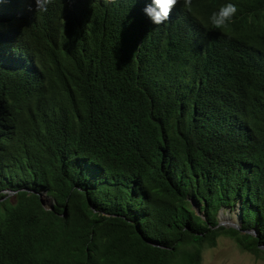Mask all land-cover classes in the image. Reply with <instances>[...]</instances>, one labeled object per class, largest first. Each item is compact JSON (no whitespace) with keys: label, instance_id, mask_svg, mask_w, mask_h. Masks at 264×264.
I'll list each match as a JSON object with an SVG mask.
<instances>
[{"label":"trees","instance_id":"1","mask_svg":"<svg viewBox=\"0 0 264 264\" xmlns=\"http://www.w3.org/2000/svg\"><path fill=\"white\" fill-rule=\"evenodd\" d=\"M222 236L264 253V0H0V264Z\"/></svg>","mask_w":264,"mask_h":264},{"label":"rangeland","instance_id":"2","mask_svg":"<svg viewBox=\"0 0 264 264\" xmlns=\"http://www.w3.org/2000/svg\"><path fill=\"white\" fill-rule=\"evenodd\" d=\"M4 194H9V198L14 199V193L5 191ZM46 202L50 205L48 200ZM224 216L226 218L231 217V214L225 213ZM202 264H264V253L258 258L249 252L241 250L233 239L222 236L219 238L218 245L215 248L205 249Z\"/></svg>","mask_w":264,"mask_h":264},{"label":"water","instance_id":"3","mask_svg":"<svg viewBox=\"0 0 264 264\" xmlns=\"http://www.w3.org/2000/svg\"><path fill=\"white\" fill-rule=\"evenodd\" d=\"M42 205L44 207L45 210H53V207L50 206L45 200H42ZM225 214L223 212H220L219 215V225L218 226H231L234 228L239 229L240 228V221L238 219H234L229 217H225ZM227 220V222H226Z\"/></svg>","mask_w":264,"mask_h":264},{"label":"clouds","instance_id":"4","mask_svg":"<svg viewBox=\"0 0 264 264\" xmlns=\"http://www.w3.org/2000/svg\"><path fill=\"white\" fill-rule=\"evenodd\" d=\"M13 193V192H12Z\"/></svg>","mask_w":264,"mask_h":264}]
</instances>
